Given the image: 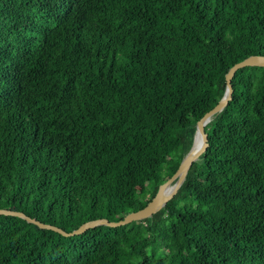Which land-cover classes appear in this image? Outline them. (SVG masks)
<instances>
[{"label": "trees", "instance_id": "trees-1", "mask_svg": "<svg viewBox=\"0 0 264 264\" xmlns=\"http://www.w3.org/2000/svg\"><path fill=\"white\" fill-rule=\"evenodd\" d=\"M252 54L264 0H0V208L67 232L142 208ZM231 85L151 217L0 214V264H264V66Z\"/></svg>", "mask_w": 264, "mask_h": 264}, {"label": "water", "instance_id": "water-1", "mask_svg": "<svg viewBox=\"0 0 264 264\" xmlns=\"http://www.w3.org/2000/svg\"><path fill=\"white\" fill-rule=\"evenodd\" d=\"M247 65H259L264 66V55L252 54L242 60L234 63L225 73V89L218 100V102L208 111H206L196 122L195 130L193 133L192 143L187 150V152L181 158L179 165L175 172L168 177L164 182L159 184L154 196L143 206L142 208L128 212L123 218L119 220H109L105 217L95 218L88 220L80 224L76 229L72 231H65L60 227L55 225L43 223L33 217H29L21 211H15L10 209L0 208V214H11L17 215L26 219L29 222H33L42 228H50L55 231L60 232L63 235H73L81 233L90 227L97 225H108V226H118L122 224L129 223L133 220H141L146 217H151L159 209H161L166 202L173 197V195L178 191L182 182L185 179L188 169L190 168L193 161L197 160L206 150L208 146V136L205 131V125L210 121L212 116L219 113L227 104L228 100L231 98L232 85L231 78L238 68ZM170 187V189H168Z\"/></svg>", "mask_w": 264, "mask_h": 264}, {"label": "bare ground", "instance_id": "bare-ground-1", "mask_svg": "<svg viewBox=\"0 0 264 264\" xmlns=\"http://www.w3.org/2000/svg\"><path fill=\"white\" fill-rule=\"evenodd\" d=\"M168 189H170V187Z\"/></svg>", "mask_w": 264, "mask_h": 264}]
</instances>
